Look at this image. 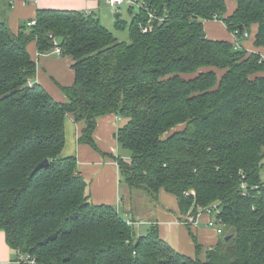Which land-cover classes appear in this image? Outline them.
I'll return each instance as SVG.
<instances>
[{"label": "trees", "instance_id": "obj_1", "mask_svg": "<svg viewBox=\"0 0 264 264\" xmlns=\"http://www.w3.org/2000/svg\"><path fill=\"white\" fill-rule=\"evenodd\" d=\"M235 2L227 16L225 0H138L129 23L116 14L129 42L95 11L38 9L15 34L0 10V231L17 264L22 253L38 264H264V56L242 46L257 24L264 48V0ZM215 19L239 47L207 36ZM50 35L75 72L66 102L38 83L27 49L52 53ZM69 113L95 149L99 116L125 120L116 137L129 153L115 158L132 213L166 191L186 218L210 211L218 242L194 236L196 255L183 254L157 223L137 235L116 207L93 203L77 157L62 156Z\"/></svg>", "mask_w": 264, "mask_h": 264}, {"label": "crops", "instance_id": "obj_2", "mask_svg": "<svg viewBox=\"0 0 264 264\" xmlns=\"http://www.w3.org/2000/svg\"><path fill=\"white\" fill-rule=\"evenodd\" d=\"M108 0H0V10L3 12L7 24L12 32L17 34L22 25L33 19L38 9H72L80 11H95L102 17L120 12L108 7ZM130 1V0H129ZM227 16L232 14L237 4L235 0H225ZM132 4V3H131ZM130 3L126 5H131ZM102 22V21H101ZM207 36L212 39L228 40L235 43L236 38L226 24L221 20L204 21ZM258 25L252 26L249 36L242 40V46L249 53L259 52L264 56V48L254 45ZM27 49L31 57L37 63L36 79L56 100L66 102L68 100L64 91L75 81V72L72 60L68 56L55 53L40 54L35 41L29 42ZM121 120L115 113H108L97 118V125L93 133L97 149L93 146L79 142L84 121H76L69 113L65 119L66 144L62 156L75 155L79 170L88 181V192L91 201L95 204H111L126 217L136 228V224L143 226V231L137 235L148 232L152 225L158 224L162 238L167 240L177 251L183 254L195 256L197 252L196 240L204 249L215 245L220 235L217 227L210 226L211 217L202 213L196 221H189L182 216L177 198L166 191L159 194V203L152 198L141 199L137 202V208L132 213V204L127 199L121 200L122 194L127 193V187H123L119 164L117 162L118 142L117 129ZM130 192V191H129ZM132 213V214H131ZM136 231V230H135ZM194 236L197 238L194 239ZM15 252L6 242L4 232L0 231V264H12ZM204 253L202 254V256Z\"/></svg>", "mask_w": 264, "mask_h": 264}, {"label": "rangeland", "instance_id": "obj_3", "mask_svg": "<svg viewBox=\"0 0 264 264\" xmlns=\"http://www.w3.org/2000/svg\"><path fill=\"white\" fill-rule=\"evenodd\" d=\"M133 6L131 7V10H130V6ZM131 5H123L121 10H120V14H121V19L127 23L130 22V20L132 19V16L135 15V13L137 12V8L139 6V3H138V0H134V3L131 4ZM117 14V13H116ZM116 14L113 13L112 15H107V16H103L101 21L103 24H105L110 30H112V32L115 34L116 37H118V39H121V40H125L127 42L130 41V37H129V32H128V28L127 26L125 28H116L115 27V21H116ZM126 23V24H127ZM219 73H221V71H219ZM120 124H124L125 123V120H121V122H119ZM118 142V140H117ZM128 153L129 151L124 149L121 144L118 142V155L122 156V157H125L127 158L128 156ZM121 180H123V178L121 177ZM123 187H125V182L123 181ZM127 193H130L129 192V189H127ZM188 219V217H187ZM135 230L136 232H141L143 231L141 229V227L143 228V226H141L140 224H136L135 225ZM217 227V226H215ZM12 264H17L15 261L12 262Z\"/></svg>", "mask_w": 264, "mask_h": 264}, {"label": "built area", "instance_id": "obj_4", "mask_svg": "<svg viewBox=\"0 0 264 264\" xmlns=\"http://www.w3.org/2000/svg\"><path fill=\"white\" fill-rule=\"evenodd\" d=\"M108 2V7H110L111 9H113V10H116V9H119L121 6H123V5H125V4H128V3H134V0H108L107 1ZM149 17H150V20H152V19H159V20H163V18H159V17H157V16H155L154 15V13L153 12H150L149 13ZM34 24H36V20L35 19H33V20H31L29 23H28V25H34ZM151 27H148V26H142V30L145 32V31H148L149 29H150ZM234 34V36H235V38H236V41H235V46L236 47H239L240 46V41L238 40V36L236 35V33H233ZM244 36L245 37H248L249 36V32H246L245 34H244ZM50 37L51 38H53L54 39V41H55V49L53 50V52L52 53H55V54H57V55H61L62 54V51H61V48H60V46L58 45V41H57V39L55 38V37H53L52 35H50ZM204 212H206V213H209L210 211H208V210H206V211H204ZM204 212H200V213H198L197 214V217H188V220L189 221H196L197 219H198V217L202 214V213H204ZM214 220H210L209 222H208V224L210 225V226H213V225H215L214 224V222H213ZM128 223H130L129 221H128ZM131 224V223H130ZM221 228L220 227H218L217 228V232L218 233H221ZM18 263H23V264H38L37 263V259L34 257V256H31L30 254H20L19 255V257H18V261H17Z\"/></svg>", "mask_w": 264, "mask_h": 264}, {"label": "water", "instance_id": "obj_5", "mask_svg": "<svg viewBox=\"0 0 264 264\" xmlns=\"http://www.w3.org/2000/svg\"><path fill=\"white\" fill-rule=\"evenodd\" d=\"M46 165H48V160H47V159L44 160V161H42L41 163H39V164L36 166V168L33 170L32 174H34L38 169H40V168H42V167H44V166H46ZM229 238H230V236H227V237H226V239H229Z\"/></svg>", "mask_w": 264, "mask_h": 264}]
</instances>
